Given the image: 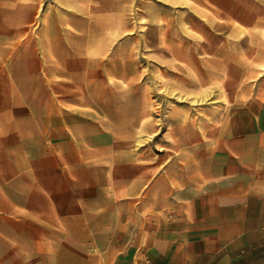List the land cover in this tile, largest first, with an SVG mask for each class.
Masks as SVG:
<instances>
[{"label": "crops", "instance_id": "0c3cea01", "mask_svg": "<svg viewBox=\"0 0 264 264\" xmlns=\"http://www.w3.org/2000/svg\"><path fill=\"white\" fill-rule=\"evenodd\" d=\"M44 5L0 0V264H264V87L217 127L93 118Z\"/></svg>", "mask_w": 264, "mask_h": 264}, {"label": "rangeland", "instance_id": "374dc122", "mask_svg": "<svg viewBox=\"0 0 264 264\" xmlns=\"http://www.w3.org/2000/svg\"><path fill=\"white\" fill-rule=\"evenodd\" d=\"M44 6L55 10L62 32L71 30L77 59H93L86 76L77 64L72 87L82 98L92 82L93 118L123 113L126 123L146 110L158 125L217 127L244 100L245 84L264 87V0H45ZM246 65L253 81H245Z\"/></svg>", "mask_w": 264, "mask_h": 264}]
</instances>
